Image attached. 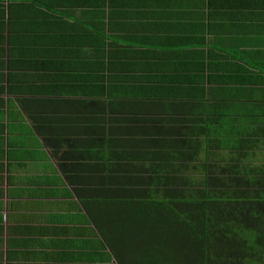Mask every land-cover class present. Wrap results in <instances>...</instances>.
Here are the masks:
<instances>
[{
  "label": "crops",
  "instance_id": "obj_1",
  "mask_svg": "<svg viewBox=\"0 0 264 264\" xmlns=\"http://www.w3.org/2000/svg\"><path fill=\"white\" fill-rule=\"evenodd\" d=\"M108 1L0 0V264H130L87 215L74 155L99 163L79 187L102 192L108 169L129 192L184 170L197 124L264 96V0Z\"/></svg>",
  "mask_w": 264,
  "mask_h": 264
},
{
  "label": "trees",
  "instance_id": "obj_2",
  "mask_svg": "<svg viewBox=\"0 0 264 264\" xmlns=\"http://www.w3.org/2000/svg\"><path fill=\"white\" fill-rule=\"evenodd\" d=\"M107 2L91 0L90 11ZM233 105L215 123L185 133L179 160L192 176L170 169L124 192L118 181L125 176L113 180L107 169L104 191H91L79 186L99 163L92 165L84 151L82 161L74 155L84 175L76 192L104 247L126 251L130 264H264V96ZM136 142L120 148L134 156ZM151 184L161 185L159 191Z\"/></svg>",
  "mask_w": 264,
  "mask_h": 264
}]
</instances>
